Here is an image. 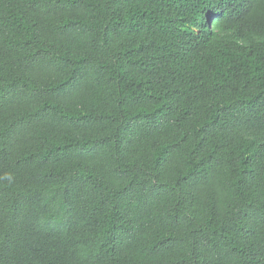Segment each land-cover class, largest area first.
<instances>
[{"label":"trees","instance_id":"obj_1","mask_svg":"<svg viewBox=\"0 0 264 264\" xmlns=\"http://www.w3.org/2000/svg\"><path fill=\"white\" fill-rule=\"evenodd\" d=\"M0 264H264V0H0Z\"/></svg>","mask_w":264,"mask_h":264},{"label":"clouds","instance_id":"obj_2","mask_svg":"<svg viewBox=\"0 0 264 264\" xmlns=\"http://www.w3.org/2000/svg\"><path fill=\"white\" fill-rule=\"evenodd\" d=\"M5 178H6L9 182H11L12 179H13V177H12L11 175L6 176Z\"/></svg>","mask_w":264,"mask_h":264}]
</instances>
